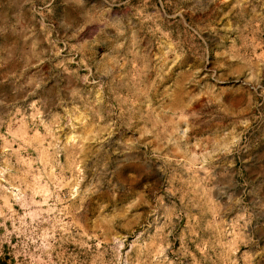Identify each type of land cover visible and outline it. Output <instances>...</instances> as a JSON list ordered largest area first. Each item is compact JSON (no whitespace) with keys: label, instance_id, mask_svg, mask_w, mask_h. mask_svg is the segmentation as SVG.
I'll list each match as a JSON object with an SVG mask.
<instances>
[{"label":"rangeland","instance_id":"obj_1","mask_svg":"<svg viewBox=\"0 0 264 264\" xmlns=\"http://www.w3.org/2000/svg\"><path fill=\"white\" fill-rule=\"evenodd\" d=\"M0 264H264V0H0Z\"/></svg>","mask_w":264,"mask_h":264}]
</instances>
